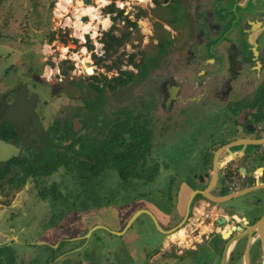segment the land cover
I'll use <instances>...</instances> for the list:
<instances>
[{"label":"flooded vegetation","instance_id":"obj_1","mask_svg":"<svg viewBox=\"0 0 264 264\" xmlns=\"http://www.w3.org/2000/svg\"><path fill=\"white\" fill-rule=\"evenodd\" d=\"M149 4L166 15L155 20L154 32L149 33L143 49L139 47L144 32H139L138 38L135 35L138 12L135 19L123 12L117 20H113L116 12H107L104 14L110 23L106 31L120 36L122 44L106 50L101 40L105 31L94 35L90 59L84 61L91 71L82 70L79 57L78 73L71 75L56 66V74L47 76L28 67V62L24 72L12 63L8 72L3 67L0 142L7 149H0V264H28L31 223L19 224L21 220L39 212L45 220L51 219L46 230L65 222L73 227L79 210L88 214L109 205L110 185L122 182L114 168V164L125 163V153L119 151L144 150L145 142L148 162L147 153L150 149L155 153L157 146L151 133L157 131L158 143L163 144L165 130L182 127L185 130L180 138L169 137L167 143L171 148L187 147L191 155L198 146L206 151L205 162L202 170L194 171L196 184L192 186L176 180L177 169L170 170L172 181L177 182L170 190L172 198H178L182 189L189 190L187 197L203 190L213 196L242 192L221 204L196 193L184 223L189 222L195 207L192 202L205 200L207 206L212 204L223 214L214 222V234L204 240L219 264L227 240L238 233L227 264H244L243 252L249 240L248 264H264L255 233L247 232L263 214L254 217L253 212L264 205V188L247 190L264 182V0H150ZM175 8L181 13L177 21H171ZM127 19L136 26H130ZM56 49L63 55L68 52L67 48ZM73 66L72 62L68 68ZM190 114L193 126L186 123ZM194 114L221 116L217 138L207 135L205 143L196 138L206 131L205 125L195 123ZM191 129L196 133L187 135ZM131 130L138 137L136 143ZM160 164L155 158V179L160 175ZM129 188L134 189V198L142 197L138 183L117 186V191ZM98 198L103 202L96 207ZM222 216L226 221L220 227L216 222ZM238 225L247 226L234 230ZM229 228L233 232L219 248L207 243L215 235L222 239ZM27 229L28 237L24 236ZM70 238L72 235L61 239L65 242Z\"/></svg>","mask_w":264,"mask_h":264},{"label":"rangeland","instance_id":"obj_2","mask_svg":"<svg viewBox=\"0 0 264 264\" xmlns=\"http://www.w3.org/2000/svg\"><path fill=\"white\" fill-rule=\"evenodd\" d=\"M65 1L66 0H2L0 2V91L3 89L2 85H4L5 83L2 79L3 67L6 66L8 72L10 70L8 64L10 63H12L17 68V71L20 69V71L24 72L26 69V63L28 62V67L38 68L39 73H46L47 76L52 77L54 76V74H56V71L58 70L57 67H59V70L64 69L65 71H68L69 75H71L73 71H76V73H78L80 59L82 63V70L85 73L91 71V66L84 62L85 59H90V51L89 49H86L85 46H83V39L85 38L86 41V37L88 36L90 41L95 42L96 38H94V35H97L96 37H98V35H100L102 31H106L108 29V27L104 26L102 23V20L108 17L102 12V8L108 5V2L110 0H105L103 5L97 7L98 18L96 20H88L91 23V27L89 28L88 32H83L76 26V15L80 5L78 4L76 5L78 7H73V5H70ZM149 3L150 0H145L144 2L140 0L115 1L116 8L123 10L124 13L127 12L129 16L133 17L134 19V13L141 12V16H136L137 22L139 24L135 32L137 38L139 32H144L145 34V37H143L144 42L140 46L146 45V42L150 40L148 35L153 31L155 20L166 15L164 13V10L153 9L149 6ZM80 4L83 5L81 0ZM179 13H181V10H179V8H175L173 13L171 14L172 19L170 18L169 20L177 21ZM55 20L57 22H54ZM99 20L101 24L106 27L105 29H103L102 26H98ZM117 24L120 27L122 25L120 21H117ZM156 26L157 29L160 28L159 24H156ZM95 29L97 32L96 34H93V30ZM52 32L55 33L56 37L62 36L70 41L69 45H71V47L64 55L59 52L57 53L55 43L51 41ZM91 43L93 44V42ZM143 47L144 46L139 48L143 49ZM85 50L87 52H85ZM72 62L74 65V69H69L68 66ZM17 73L21 74V72ZM9 77H11V75H9ZM194 115L196 118L195 123H198L202 126L205 125L203 131H206V134L200 136L198 135L196 136V138L203 143H205L208 138H217L219 132V125L217 124L219 123L221 116H218L219 118H217V116L210 115L209 117L207 116V118L205 116L200 117L196 114ZM190 117L191 114L185 117L186 123H188L190 126H193V122ZM46 125L47 123H44V126ZM182 130H185V127H182L177 131H174V129L171 128L170 130H165V137H162V139H165L163 144L158 143L159 138L156 133L157 131H155V134L151 133V141H157V146L155 149V153L153 149H150L147 153L146 156L149 161L146 163V165L152 166L156 158V161L161 162L160 166H158L159 170L157 171V173H160V175L158 174L156 179L151 182L143 184L140 183L138 188L140 192L143 191L144 193L141 198H145V200L154 202L155 204H157V206L163 208V210L170 211V213L172 212V204L168 203L167 195L172 197V195H174V192H170V190L174 189L177 185V182H175L174 184V182L172 181V177L169 175L170 170H173L174 168L177 169L178 173L176 180H185L187 184H191L192 186L196 184L194 171H196L197 169L202 170L203 163L205 162L206 151L203 149H199L198 146H195V148H198L195 151L196 154L191 155V152L187 151V147L183 148L176 146V148H171L170 142L167 143V139H170L169 137L180 138V132ZM191 133H196V130L191 129L187 133V135ZM189 137L191 136L189 135ZM158 176L162 177H160L159 181L157 180ZM173 180H175V177H173ZM168 184L169 188H166ZM122 185L123 183L121 181H113V183L110 185L111 188L108 189L110 195L109 198L110 201L113 202V205L126 207V205L135 200L134 189L129 188L117 191V186ZM205 202L206 201L202 199L200 201L192 203H194V206L198 209H202L203 205L206 204ZM204 207H206L205 211H210L214 208V205L212 206L211 204L207 206L206 204ZM245 212L246 214L250 215L249 211ZM263 212L264 205H261V207L257 208V211L253 212L254 217L261 215ZM212 213H214V211ZM41 214L42 213L35 212L32 215H29L27 219L24 218L25 220H21L19 223L26 225L28 223H31L28 228L30 237L33 241L32 243H37L35 241L36 239L34 238L40 237V235L47 228V222L51 220H45L44 216L42 218ZM147 221L150 222L149 220ZM206 223L207 222H205L204 224ZM151 226L152 229H155L152 224ZM201 229L202 227L199 228V231ZM156 233L157 239H159L160 241L159 245H161L163 234L158 232L157 229ZM105 235L107 237H113V241H111V243L113 244L118 241V243L116 244L117 248L114 253L120 256L124 255L125 251L123 242L125 241V239L122 238V235H113L109 233H105ZM24 236L28 237V229L27 234H25ZM121 239L123 240L121 241ZM223 240L224 239H220L218 235H215L210 240V244L215 247L214 249H217L222 245ZM239 243L241 244V242ZM198 247L199 250L197 252H193L192 257L191 259L189 258V260L186 259L183 261H176L173 263L168 262L163 264H219L217 255L214 254V252L211 250V248H209L208 245L202 244Z\"/></svg>","mask_w":264,"mask_h":264},{"label":"crops","instance_id":"obj_3","mask_svg":"<svg viewBox=\"0 0 264 264\" xmlns=\"http://www.w3.org/2000/svg\"><path fill=\"white\" fill-rule=\"evenodd\" d=\"M188 192L189 190L182 189L178 198L171 197L173 200L171 213L145 198L135 199L126 207L113 205L111 202L109 205L104 204L102 207L92 209L88 214L79 210L76 213L78 223L76 222L73 227L66 222L63 226H59L60 228L49 227L44 231L45 235L36 240L37 243L28 245V264H96V262L97 264H163L177 261L173 258L181 261L189 260L192 253L199 250L198 246L204 244L205 238L214 234L212 233L214 222L223 214L221 209L214 207L210 210L211 219L206 224L190 218L191 221L184 223V227L166 235L162 230L173 227L183 218L182 204L188 199ZM205 205L202 209L196 207L197 211L200 213L205 211ZM140 209L149 210L156 217L162 230L153 224L147 213H140L132 225L126 228L128 219ZM151 224L155 229H152ZM96 225L100 227L96 228ZM156 229L163 234L161 245L157 239ZM180 229L183 230V237L179 236ZM218 229H215V232ZM90 230L93 231L89 234ZM112 231L119 233L115 234ZM105 233L122 235L125 239L124 255L114 253L118 241L111 243L113 237H107ZM172 234H175L174 237H171ZM70 235H72L70 241L62 242L61 238ZM207 243L209 244L210 240ZM18 258L21 259V255L20 257L18 255Z\"/></svg>","mask_w":264,"mask_h":264},{"label":"trees","instance_id":"obj_4","mask_svg":"<svg viewBox=\"0 0 264 264\" xmlns=\"http://www.w3.org/2000/svg\"><path fill=\"white\" fill-rule=\"evenodd\" d=\"M2 0H0L1 2ZM115 0H112V2L108 5L105 6L103 9V13H113L116 12L117 15L113 17V20H117V18H120L123 16V10L118 9L115 7ZM154 2H158V0H154ZM141 12L137 14V16H140ZM128 23L130 26L135 27L136 22L131 21L130 19H127ZM115 28V26H114ZM101 40L103 42V46L106 50H108L110 47L114 46H119L122 44V40L120 36H115L114 34H111L109 31L103 32V35L101 37ZM51 41L55 43V46L58 48H67V51L71 46H69V43L67 42L66 38H57L55 36V33L52 32L51 35ZM87 48L91 49L92 44H90V39L87 37ZM131 138H133V142L136 143L138 140V137L136 136V132L133 133V130L130 132ZM144 150H137V149H131L129 148L128 150H123L122 152L119 151V153H125V156H123L124 162L122 164H114V168L118 171V174L120 176V179L122 180V183L125 184L126 186L128 184H137L140 183H148L151 182L155 179V173L157 170V167L155 165L148 166L146 165L147 160L145 158V154L147 150V144L144 142ZM147 150V151H146ZM146 151V152H145ZM133 178H136L134 182L131 180ZM140 180V181H139ZM166 188H169V184L167 185ZM144 195V193L142 194ZM168 197V203L172 204L171 201V196L167 195ZM136 199V198H134ZM103 202V199L98 198L94 205L100 206ZM106 202V201H105ZM104 202V203H105ZM110 198L107 199V203H111ZM81 206L85 207L86 204L82 201ZM167 212V211H166Z\"/></svg>","mask_w":264,"mask_h":264},{"label":"water","instance_id":"obj_5","mask_svg":"<svg viewBox=\"0 0 264 264\" xmlns=\"http://www.w3.org/2000/svg\"><path fill=\"white\" fill-rule=\"evenodd\" d=\"M82 1V4L84 5H93V6H96L97 3L95 0H81ZM73 5H75V2H73ZM83 21H87L88 20V16L86 15H83L82 18H81ZM0 149H7L6 148V145L2 142H0ZM12 148H10L9 150H11ZM0 157H3L1 154H0ZM259 188H264V182H258L255 186L247 189L248 191L249 190H256V189H259ZM246 190V189H245ZM207 190H203V191H194L187 199V202H186V208H185V212H184V215H183V218L176 224L174 225L173 227L167 229V230H162V228H160V225L156 219V217L147 209H140L138 211H136L135 213H133L131 215V217L128 219L127 223H126V228H128L129 226L132 225L133 221L138 217V215L140 213H147L149 215V217L152 219L153 221V224L159 228L160 230H162L163 232H165L166 235H169L172 231H175L176 229L180 228L183 226L186 218H187V215H188V212H189V207H190V204H191V201L193 199V196L196 194V193H200L204 198L208 199L209 201L215 203V204H221L222 202H226L228 200H231L232 198H235L236 196L242 194V192H239V193H232V194H227V195H224V196H213V195H210L206 192ZM248 220V219H246ZM226 221V217L222 216L220 219L217 220V224L220 225V227H222L223 223ZM98 227H100V225H96ZM247 225H238L236 227V231H240L241 228H245ZM105 227V226H104ZM107 229V227H105ZM109 230V229H108ZM93 230H90L89 231V234L92 232ZM114 232L115 234H118L119 232L117 231H112ZM231 232H233L232 229H227L226 231H224V233H222V239H226L229 237V235L231 234ZM250 235V233L254 232L255 233V236L257 237L258 239V243H259V247H258V251L260 253V255L262 257H264V212L263 214L261 215L260 218H258L252 225L248 226V231H247ZM239 237V233L238 235H236V237H231L227 240V243L225 244L224 248H223V253H222V258H221V264H227V260H228V256L231 252V249H232V245H234L237 241ZM252 237V236H251ZM250 244V240L248 241V244L247 246L245 247L244 249V252H243V258H244V264H248V261H249V257H248V246Z\"/></svg>","mask_w":264,"mask_h":264},{"label":"bare ground","instance_id":"obj_6","mask_svg":"<svg viewBox=\"0 0 264 264\" xmlns=\"http://www.w3.org/2000/svg\"><path fill=\"white\" fill-rule=\"evenodd\" d=\"M95 1L97 3L96 6H93V5H84V4L81 5L80 4V0H66L65 1L66 3H68L70 5H73V2H75V5H73V7L76 6V5H78V4L80 5L79 8H78V10H77L78 12H77V15H76V18H77L76 26L78 27V29H81L83 32H88L89 31V28L91 27V23L88 20H92L93 21L94 19L96 20L98 18V9H97V7L103 5L104 2H105V0H95ZM140 1H143L144 2L145 0H140ZM76 7H78V6H76ZM83 15L89 16L88 17V20H87L88 22L87 21H83L81 19ZM102 23H103L104 26H106V24L109 23V20L107 18H104L102 20ZM178 233H179V236L180 237H183V230L182 229H180L178 231ZM174 235L175 234H172L171 237H174Z\"/></svg>","mask_w":264,"mask_h":264},{"label":"built area","instance_id":"obj_7","mask_svg":"<svg viewBox=\"0 0 264 264\" xmlns=\"http://www.w3.org/2000/svg\"><path fill=\"white\" fill-rule=\"evenodd\" d=\"M191 217L190 218L195 220L196 222L205 223V222H209L210 221L211 212L209 210H207V211H203V212L200 213V212L197 211V209L195 207L194 211L192 210ZM190 218H189V221H191Z\"/></svg>","mask_w":264,"mask_h":264}]
</instances>
